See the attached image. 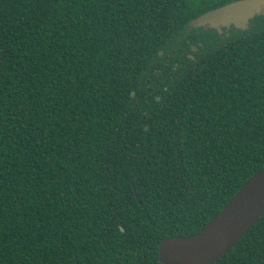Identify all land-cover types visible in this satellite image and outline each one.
I'll return each mask as SVG.
<instances>
[{"label":"trees","instance_id":"trees-1","mask_svg":"<svg viewBox=\"0 0 264 264\" xmlns=\"http://www.w3.org/2000/svg\"><path fill=\"white\" fill-rule=\"evenodd\" d=\"M230 1L0 0V264H165L264 166V15L187 28Z\"/></svg>","mask_w":264,"mask_h":264},{"label":"water","instance_id":"water-1","mask_svg":"<svg viewBox=\"0 0 264 264\" xmlns=\"http://www.w3.org/2000/svg\"><path fill=\"white\" fill-rule=\"evenodd\" d=\"M260 15H264V0H233L194 17L187 28L215 29L219 35L227 36L231 28L249 29L252 20ZM192 48L196 50L197 46ZM263 213L264 166L199 232L164 238L158 250L159 260L165 264H212L226 255Z\"/></svg>","mask_w":264,"mask_h":264}]
</instances>
